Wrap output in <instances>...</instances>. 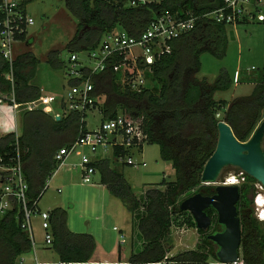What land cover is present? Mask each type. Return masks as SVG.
Here are the masks:
<instances>
[{
	"label": "trees",
	"instance_id": "trees-1",
	"mask_svg": "<svg viewBox=\"0 0 264 264\" xmlns=\"http://www.w3.org/2000/svg\"><path fill=\"white\" fill-rule=\"evenodd\" d=\"M19 1L25 11L26 4L34 0ZM63 1L78 20L65 46L69 53L95 50L103 36L116 28L128 36L138 37L160 14H173L182 19L189 14L196 17L193 28L170 41V52L157 58L150 71H145L144 86L139 91L121 84L120 73L113 71L111 65L92 75V94L105 96L99 107L101 120L113 119L120 111L132 117H141L147 136L145 143L158 145L159 157L171 163L174 180L162 179L136 196L120 170L122 165H128L119 160L120 157L131 155V149L115 147L112 150L115 160L96 157L91 165L98 175V183L104 185L109 194L117 198L130 213L132 235L141 242L140 249L132 252L125 264H216L218 260L213 251L214 244L207 239L203 230L197 229L204 236L196 249L184 250L172 256H167L170 246L166 240L173 225L184 223L195 227L191 214L180 209L179 204L183 200L180 197L185 195L186 198L197 192L211 195L214 192V186L202 184L200 176L206 160L216 147L217 122L224 120L239 141H246L264 119V74H261L249 95L236 97L227 104L221 118L216 115L226 103L214 99V93L230 89L231 76L226 69H221L212 83H208L206 78L197 77L202 53H210L216 58L225 55L229 26L206 15L221 7L223 0H159L135 5L130 4L131 0ZM247 22L244 20L240 23ZM26 35L27 31H24L17 38L23 41ZM58 56L57 50H51L47 54V63L61 68L63 62L59 61ZM120 59L122 57H115L108 63ZM38 61L30 52H24L16 55L10 64L0 54V94L9 96L13 90L14 102L18 107L37 100L41 96L40 89L31 81ZM138 66L143 65L139 63ZM10 75L13 87L8 78ZM147 80L154 82L156 88L152 89L146 84ZM78 82V79H67L66 83L75 85ZM3 103L12 105L9 99ZM62 107L61 102L58 111ZM18 116L20 133L12 131L0 136V155L8 158L19 152L29 199L39 200L47 180L59 166V161L54 158L55 153L64 146L70 147L80 132H86L85 122L82 121L86 114L69 111L56 119L40 106L24 109ZM243 176L244 182L239 185L236 203L241 226V261L243 264H264V236L261 235L260 225L247 211L257 182L245 173ZM205 212L210 217V226L213 222L215 226L219 225L213 208L209 207ZM49 223L52 240L48 248L57 254L60 264H91L95 240L90 233L72 232L67 225V211L62 207L49 211ZM30 250L29 237L21 229L16 211L1 216L0 264H19V257Z\"/></svg>",
	"mask_w": 264,
	"mask_h": 264
},
{
	"label": "built area",
	"instance_id": "built-area-1",
	"mask_svg": "<svg viewBox=\"0 0 264 264\" xmlns=\"http://www.w3.org/2000/svg\"><path fill=\"white\" fill-rule=\"evenodd\" d=\"M157 1L159 0H131L130 4ZM250 3L251 0H223L221 7L206 15L227 26L241 24L240 22L248 18L264 21V15L260 11L249 10ZM195 19L196 17L190 14L182 19L176 15L164 13L157 15L138 37L128 36L122 33L123 31H112L105 34L98 48L86 52L88 60L93 62L92 65L84 63L79 53H69L66 77L68 80L78 79L79 82L75 85L67 84L66 93L58 103L59 105L61 102L63 103L60 111L53 112L50 107L51 103L55 101L54 96H40L35 101L25 103L24 106L27 109L43 106L45 111L51 112L53 117L58 119L61 114L69 111L84 112L87 117L88 113L96 110L100 115L99 106L97 105L99 96L92 94L94 90L92 75L104 71L108 65H111L113 71L120 73L121 84L129 86L131 90L139 91L144 86L145 71H150L151 65L157 58L170 52L169 42L190 31L194 26ZM32 23V18L28 17L20 7L19 0H0V54L10 64L16 57L15 46L21 41L17 36L27 31L28 26ZM135 48L138 49L137 53L133 52ZM115 57H122V59L118 62L110 61L108 63V60ZM139 63L143 66H138ZM86 69L87 72H85ZM8 78L12 82L11 75ZM5 99H9L14 108L18 107V104L14 102L13 90H11L9 96L0 94V103H3ZM86 117L82 118L85 125ZM86 129V132L79 133V136L70 147L64 146L55 153L54 158L59 161V165L78 146L88 147L92 152L97 151L98 148L103 151L110 148L112 151L115 147L138 151L142 149V145L147 139L142 128V118L132 117L128 114H119L113 119L100 120L99 124L93 129L87 127ZM125 157L127 158L125 159ZM125 157H120L119 160L128 165H145L142 160L135 162L130 155ZM79 166L82 168L81 180L84 184L104 186L93 181L92 176L95 169L87 156H82ZM231 177L235 178L238 184L244 182L243 172H238L237 176H228L226 178L228 182ZM255 186L260 192H264L262 185L256 183ZM27 192L28 183L23 172V163L19 152L16 151L15 156L8 158L0 155V217L15 210L16 216L20 220V227L27 233L31 243L30 252L20 256L18 262L19 264H25L26 259L32 253L30 264H53L39 261L36 258V241L33 234L34 218L40 222L44 244L46 246L51 244L49 211L41 210L38 207V199L30 201ZM260 195L261 193L256 195V200L260 198ZM258 217L261 219L264 217V210H259ZM55 264H60V262Z\"/></svg>",
	"mask_w": 264,
	"mask_h": 264
},
{
	"label": "rangeland",
	"instance_id": "rangeland-1",
	"mask_svg": "<svg viewBox=\"0 0 264 264\" xmlns=\"http://www.w3.org/2000/svg\"><path fill=\"white\" fill-rule=\"evenodd\" d=\"M248 8L251 11H260L264 15V0H251ZM25 14L32 18L33 23L27 28L26 40L20 41L16 44L15 54L18 55L24 52H30L39 60L32 82L39 87L42 97L54 96V105H56L61 99H63L66 93L67 77L65 73L68 65L69 52L65 49V46L71 39L78 20L66 8L63 0H34L26 4ZM247 20V23L229 26L228 30L233 32V38L228 35L225 55L223 58H216L207 52L202 53L199 58L200 70L197 73L199 79L206 78L208 83H212L221 69H226L232 78V86L230 89L214 93V99H220L226 103L225 107L219 111L217 118L223 116L227 104H229L232 99L239 96L249 95L252 92L253 86L262 77L261 74H264V21L259 22L250 18ZM51 50H57L59 52L58 59L63 62L61 68H54L47 63V54ZM133 52L137 53L138 49L135 48ZM79 56L84 63L86 62L90 65L93 64V62L88 60L86 52H80ZM146 84H149L152 89L156 88L154 82L151 83L147 80ZM104 100L105 96L99 95L98 105L100 108ZM6 107L7 106L5 105H0V108H2L0 110V136L5 134V132H10L9 130L17 131L19 134L20 120L18 115L22 110L27 108L25 106L18 107L15 109L16 113H13L10 108ZM118 114L125 115L127 113L120 111ZM100 120L101 116L98 111L93 110L88 113L86 117V127L88 129H93L99 124ZM102 154L109 157L111 155L110 148H107L105 151L97 149V151L92 152L88 147L78 146L73 155L75 161L77 160V162H80L82 156H87L93 161L95 155L101 156ZM130 157L135 162L142 160L145 163L144 166L141 164L138 166L122 165L120 168L124 178L129 183L136 196L141 195L144 189L149 188L153 183H159L162 179L171 181L175 178L171 163L163 161L159 157V147L155 143H144L141 150H132ZM126 158L127 157H125V159ZM230 174L236 175L237 171L231 167L226 168L222 173L221 181H224V177ZM258 191L260 190L255 186V191L253 193L254 197L257 195ZM76 193V196L79 194L82 195V190L78 188ZM42 194L44 195L40 201L41 210H46L44 204L54 200L55 196H61L63 192L58 193L57 191H53L52 188H47ZM180 198L184 199L185 195H182ZM64 209L67 211V218L69 217L70 220V230L76 233H87V228L84 227V221L81 223V221L78 220L76 217L77 213L74 212V209L68 204H66ZM247 211H249L250 216L260 225L261 235L264 236V221H260L258 216L255 215V212L258 213L259 210H257V205L254 201L249 203ZM181 219L182 218H180V220ZM214 229L220 231L221 225L215 226V223L213 222L211 226L205 230L204 234H210ZM109 232L111 233L110 230ZM33 234L36 241V249H39L40 247L44 249L38 251V259L51 263L54 262L53 264H55V262L58 261L56 254L44 244L43 231L40 228V222L38 219L34 218ZM203 236L204 235L197 232L196 227L188 226L184 223L178 226L173 225L170 228L166 240L167 245L170 246L167 256H172L188 249H196L197 245L201 243ZM213 244V251L216 252L217 246L214 242ZM140 247L141 242L138 237H135L134 239L128 238V242L124 245L126 259L127 257L129 258L130 251L133 250V252H136ZM31 255L32 253H30L28 257ZM124 263L125 262L116 264ZM25 264H30L29 260H26ZM236 264H243L241 261V254L239 261Z\"/></svg>",
	"mask_w": 264,
	"mask_h": 264
},
{
	"label": "water",
	"instance_id": "water-1",
	"mask_svg": "<svg viewBox=\"0 0 264 264\" xmlns=\"http://www.w3.org/2000/svg\"><path fill=\"white\" fill-rule=\"evenodd\" d=\"M229 35L233 38L232 31H229ZM217 132L216 147L206 160L200 176L202 184L215 185L214 192L211 195L194 193L181 200L179 207L188 211L196 229L203 231L211 223L205 210L213 208L222 229L206 237L217 246L216 264H236L240 258L241 244V226L236 207L239 187L221 184V176L226 168L231 167L249 175L264 187V119L246 141H239L224 120L217 122Z\"/></svg>",
	"mask_w": 264,
	"mask_h": 264
},
{
	"label": "crops",
	"instance_id": "crops-1",
	"mask_svg": "<svg viewBox=\"0 0 264 264\" xmlns=\"http://www.w3.org/2000/svg\"><path fill=\"white\" fill-rule=\"evenodd\" d=\"M113 31L119 32L122 30L116 28ZM31 83L34 84L32 81ZM54 102L51 103L50 107L53 112H57L58 104L54 105ZM0 105H5L10 108L13 113H16V108L12 105L4 103H0ZM1 109L2 108H0V110ZM9 131L12 132V130ZM76 149L77 147L65 158L53 175L47 180L45 190L47 188H52L53 191H57L58 193L63 192V194L61 196H55L54 200L44 204L46 211H51L56 207L64 208L66 204L74 209V212L77 213L76 217L78 220L81 221V223L84 221V227L87 228V233H90L95 240L94 251L90 258L91 264L127 263L129 258L127 257L126 259L124 254V245L128 242V238H135V235H132L131 215L117 198L109 194L105 186H92L82 182V168L79 166L80 162H77V160L75 161L73 155L76 152ZM80 151L83 152L82 150ZM94 157H107L115 160L112 157V151L109 157L103 154L101 156L95 155ZM92 179L94 182H99L96 172L92 176ZM78 188L82 190V195L79 194L76 196ZM43 195L44 194L41 195L38 201V207L40 209V201L42 200ZM69 221L68 217L67 225L69 229H71ZM42 250H44L42 247L35 250L37 259L38 251ZM130 252L132 253L133 250ZM56 257L58 259L57 254ZM26 260H29L30 262L31 256ZM58 262L59 261L55 263Z\"/></svg>",
	"mask_w": 264,
	"mask_h": 264
},
{
	"label": "clouds",
	"instance_id": "clouds-1",
	"mask_svg": "<svg viewBox=\"0 0 264 264\" xmlns=\"http://www.w3.org/2000/svg\"><path fill=\"white\" fill-rule=\"evenodd\" d=\"M237 173H238V172H237ZM230 175H233V174H230ZM230 175H227L226 177H224L225 179H224V181H221V184H224V185H237V186L239 187L240 184H238V183L236 182V180H235L236 184H226V183H229L228 180H227L226 178H227L228 176H230ZM234 176H237V174L234 175ZM258 193H261L260 198H259L258 200H256V196H255L254 202L259 201V202L255 203V204L257 205V208H258L259 210H261V209L264 210V192H263V191H262V192L258 191ZM258 193H257V194H258ZM258 218H259V217H258ZM259 220H260V221L264 220V217H263L262 219L259 218Z\"/></svg>",
	"mask_w": 264,
	"mask_h": 264
},
{
	"label": "bare ground",
	"instance_id": "bare-ground-1",
	"mask_svg": "<svg viewBox=\"0 0 264 264\" xmlns=\"http://www.w3.org/2000/svg\"><path fill=\"white\" fill-rule=\"evenodd\" d=\"M229 183H226V184H236V182H235V178H233V177H231V178H229ZM257 202H259V201H257ZM257 202H255V203H257Z\"/></svg>",
	"mask_w": 264,
	"mask_h": 264
},
{
	"label": "flooded vegetation",
	"instance_id": "flooded-vegetation-1",
	"mask_svg": "<svg viewBox=\"0 0 264 264\" xmlns=\"http://www.w3.org/2000/svg\"><path fill=\"white\" fill-rule=\"evenodd\" d=\"M253 199H255V197L253 196V194L251 195V201H254ZM257 210H259L258 208H257ZM259 213V212H258ZM258 213L257 212H255V215H257L258 216Z\"/></svg>",
	"mask_w": 264,
	"mask_h": 264
}]
</instances>
